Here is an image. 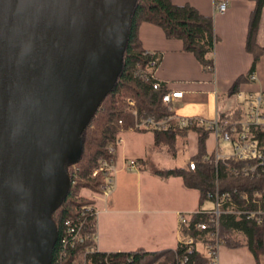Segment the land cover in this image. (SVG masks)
<instances>
[{
  "label": "water",
  "instance_id": "obj_1",
  "mask_svg": "<svg viewBox=\"0 0 264 264\" xmlns=\"http://www.w3.org/2000/svg\"><path fill=\"white\" fill-rule=\"evenodd\" d=\"M136 0H0V264H50L63 163L122 68Z\"/></svg>",
  "mask_w": 264,
  "mask_h": 264
},
{
  "label": "trees",
  "instance_id": "obj_2",
  "mask_svg": "<svg viewBox=\"0 0 264 264\" xmlns=\"http://www.w3.org/2000/svg\"><path fill=\"white\" fill-rule=\"evenodd\" d=\"M264 0H255L250 13L245 46L252 55L251 68H254L264 46L257 43L256 28L261 7ZM150 21L162 27L166 36L181 38L183 48L190 50L201 67L208 71L214 70V46L217 34L214 30L211 15L198 12L188 3L174 4L171 0H136L130 15L129 30L122 55V68L117 75L111 89L103 96L89 122L84 126L81 138V150L74 161H69V189L63 201L53 209L52 217L56 223L57 234L51 249L50 264H101L106 257L113 264H151L155 261H165L175 258L185 250V244L179 241L175 246L146 249L136 247L128 250H89L88 245L93 241L85 239L70 244L69 235L65 232V220L80 219L81 205L94 201V197L82 193V189L99 192L103 178L100 173L92 174V168L98 164L100 157L115 156L118 133L134 123V114L130 111L125 100L126 96L135 99V106L139 111L154 113L156 117L170 113L161 100L162 93L167 90L163 85L153 87V78L147 69L149 53H146L137 34V27L141 21ZM161 59V51H157ZM138 70V73H135ZM245 75H238L225 92L230 94L237 89L238 83ZM143 130L145 128H134ZM155 144L164 143L173 152L178 137L185 138L186 127L172 124L161 129H152ZM204 135L197 139V149L190 155L195 166L173 165L154 167L153 172L162 178L179 175L186 187L198 190L199 204L206 198L207 191H213L218 180L219 190L226 187L249 188L254 180L227 172L225 164H215L201 158L204 151ZM239 203L242 201L236 198ZM226 206V202L223 204ZM197 213H190V220L197 218ZM86 226L94 228V216H87ZM183 234L196 233L193 225H180ZM243 237H239L237 233ZM218 234L228 245L246 244L251 250L256 264H264V218L256 221L239 213L225 211L219 215ZM189 264H206V257L200 251L189 252Z\"/></svg>",
  "mask_w": 264,
  "mask_h": 264
},
{
  "label": "crops",
  "instance_id": "obj_3",
  "mask_svg": "<svg viewBox=\"0 0 264 264\" xmlns=\"http://www.w3.org/2000/svg\"><path fill=\"white\" fill-rule=\"evenodd\" d=\"M171 1L174 4L188 3L198 12L212 16L217 34L213 51L214 70L203 69L195 55L183 48L181 38L166 36L162 27L156 23L141 21L137 27L138 37L144 48L162 53L155 75L164 80L167 87L183 90V96L177 102L175 112L202 114L195 110L180 112L177 109L184 106L185 101H200L209 94L213 97L212 112L214 91H217L220 99L233 80L238 75H245L251 68L252 55L247 50L245 42L255 0H225L227 5L222 12L216 9L217 2L221 0ZM256 40L259 45L264 46V3L257 21ZM254 70L256 78L252 81L241 79L237 88H264V51L259 55ZM124 130L138 131L132 128L119 131L115 151V183L106 200L94 197L97 208L94 215L97 248L108 251L136 247L146 249L173 247L186 236L181 232L178 213L194 211L201 205H199L198 190L184 186L179 175L162 178L154 173L153 169L145 173L142 166L150 154L156 160H163L164 155L169 154L170 151L165 148L164 143L155 144L154 132L148 140L152 143L153 153H149L142 146L139 149L128 150L125 148L121 134ZM185 138L188 140L187 152L190 156L197 149L196 138L193 133H187ZM136 140L138 139L133 136V141ZM210 141L211 138H208L207 146ZM141 154L144 157L139 159L136 168L127 167V159L130 156ZM88 191L82 193L93 194ZM116 233L117 239L114 236ZM237 234L243 237L240 232ZM218 264H256V262L246 244L233 246L223 243L218 251Z\"/></svg>",
  "mask_w": 264,
  "mask_h": 264
},
{
  "label": "built area",
  "instance_id": "obj_4",
  "mask_svg": "<svg viewBox=\"0 0 264 264\" xmlns=\"http://www.w3.org/2000/svg\"><path fill=\"white\" fill-rule=\"evenodd\" d=\"M227 2H217L216 9L224 11ZM150 54L147 69L142 73H148L153 78V87L159 88L167 83L155 75L160 57L156 50L145 49ZM138 73V70H135ZM256 78L254 68H250L245 74V80L252 81ZM183 96V90L167 88L161 100L170 110V113L156 117L154 113L139 111L135 106V99L126 96L125 100L130 111L134 114V123L128 128L161 129L172 124L186 127L197 139L200 134L204 136V151L201 153L203 160H210L215 164H225L227 172L240 175L249 180H254L249 188L226 187L219 190L218 180L213 191H207L208 205H201L194 211H181L178 213L180 225L192 224L196 233L185 234L181 240L185 244V250L175 258L165 261H155L151 264H189V252L200 251L206 257V264H218V251L224 240L218 234L219 215L230 211L235 214L253 217L256 221L264 218V88L240 89L239 87L230 94L224 93L219 99L217 91H214V106L210 115L203 114H177L175 107ZM187 137V134H186ZM211 138L207 146V139ZM225 143V146H224ZM198 145V144H197ZM141 155L130 156L127 167H136ZM65 162V161H64ZM189 167L195 166L194 159L188 158ZM64 164V163H63ZM64 166V165H63ZM65 169V168H64ZM67 175L69 173L65 169ZM116 161L115 156L100 157L91 173H100L103 181L101 190L93 192L92 197H101L106 200L115 183ZM238 197L239 201L236 199ZM226 202V206L223 204ZM97 211L95 202L81 205V217L77 221L65 220V232L69 235L70 244L77 241L91 239L89 250L98 249L96 245L95 229L86 226L87 216H94ZM197 213V218L190 220V213ZM101 264H113L105 255Z\"/></svg>",
  "mask_w": 264,
  "mask_h": 264
},
{
  "label": "rangeland",
  "instance_id": "obj_5",
  "mask_svg": "<svg viewBox=\"0 0 264 264\" xmlns=\"http://www.w3.org/2000/svg\"><path fill=\"white\" fill-rule=\"evenodd\" d=\"M212 101H213L212 94H209L208 96L204 97V99H202L200 101H185V103H183L184 106L178 108L177 110L180 112L181 111L186 112V111L195 110V111L201 112L202 114L210 115L211 114V108H212V106H211ZM121 134L123 135V142L125 144L126 149H128V150H132L133 148L139 149L140 146H142L149 153H153L152 152V143L148 142L149 136L153 135L152 129L147 128V129L142 130V131L124 130L123 132H121ZM133 136H135L138 140L133 141ZM224 146H225V143H224ZM165 148L167 150H169L167 145L165 146ZM187 149H188V140H186V138L178 137L177 140L175 141V146H174L173 152H171L169 150L170 153L168 152L169 154H165L163 157V160H156L155 158L152 157V154H150L142 166L143 171L145 173H147L151 169H153L154 166H160V165H163V166L185 165L188 161V158H189ZM63 165H64V168L67 169V171H68L69 161L65 160ZM136 167H133V168H136ZM83 191H88V190L82 189V192ZM171 193H173V191H171ZM202 202L204 205L209 204V201H207V200H205V201L203 200ZM114 236L117 239V233L114 234ZM101 237H103V236H101Z\"/></svg>",
  "mask_w": 264,
  "mask_h": 264
}]
</instances>
